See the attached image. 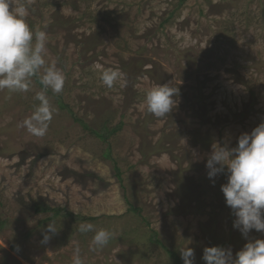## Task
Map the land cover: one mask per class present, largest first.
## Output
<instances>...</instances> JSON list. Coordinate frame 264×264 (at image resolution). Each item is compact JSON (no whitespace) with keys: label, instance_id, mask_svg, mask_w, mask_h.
Here are the masks:
<instances>
[{"label":"rangeland","instance_id":"rangeland-1","mask_svg":"<svg viewBox=\"0 0 264 264\" xmlns=\"http://www.w3.org/2000/svg\"><path fill=\"white\" fill-rule=\"evenodd\" d=\"M14 2L45 31L46 63L65 84L46 90L55 111L42 137L18 127L45 92L36 78L27 92L0 90V264H72L77 246L83 264H175L167 249L181 259L187 244L205 264V247L235 257L264 239L233 227L226 175L210 180L205 167L214 142L235 146L264 121V0ZM108 70L121 73L112 88ZM161 83L179 95L157 118L145 94ZM119 123L106 139L90 131ZM51 221L58 232L43 244ZM82 223L110 231L108 245L93 250Z\"/></svg>","mask_w":264,"mask_h":264},{"label":"clouds","instance_id":"clouds-1","mask_svg":"<svg viewBox=\"0 0 264 264\" xmlns=\"http://www.w3.org/2000/svg\"><path fill=\"white\" fill-rule=\"evenodd\" d=\"M27 15L24 4L0 0V90L27 92L31 79L39 78L45 92L36 95L39 104L30 117L18 123V127L42 137L47 133L55 111L49 103L46 90L61 93L65 76L56 69L54 63H46L47 35L42 30L34 33L26 21ZM100 78L105 86L112 88L121 78V73L117 70L103 71ZM178 95L179 89L169 83L153 86L145 94L147 111L157 118L165 117L176 105L174 97ZM205 167L210 180L214 181L219 174L226 175V182L220 187L225 204L235 218L233 227L244 237L252 230L264 233V121L250 132L241 133L235 146L214 142ZM78 231L94 233L93 250L104 248L112 238L110 231L96 229L91 223L80 224ZM57 232L55 222H48L42 231L41 243L47 244ZM179 252L183 264H194V249L188 244ZM202 258L205 264H264V239L248 241L235 257L231 249L205 247ZM72 264H83L78 246L74 249Z\"/></svg>","mask_w":264,"mask_h":264},{"label":"trees","instance_id":"trees-1","mask_svg":"<svg viewBox=\"0 0 264 264\" xmlns=\"http://www.w3.org/2000/svg\"><path fill=\"white\" fill-rule=\"evenodd\" d=\"M36 80L40 83L39 78L35 77ZM121 123H119L115 128H108L106 126H102L100 130H95V129H90V131L97 137L101 138V139H106L107 136H109L111 133H113L115 130H117L120 127ZM87 127V125L85 126ZM117 173H119L118 168H115ZM34 211L37 213L40 212H48L49 210L55 214H64V215H68L71 217H76V219H78L79 217H81L80 215H75L73 213H71L70 211H67L61 207H50L48 205L42 204V203H35L34 204ZM131 210H137L135 207H132L131 205L129 206ZM3 225V221L0 220V227H2ZM155 241L158 242V240L156 239ZM167 252L169 253V255L172 257L173 260H175V264H183L182 260L175 254L174 251L167 249Z\"/></svg>","mask_w":264,"mask_h":264}]
</instances>
